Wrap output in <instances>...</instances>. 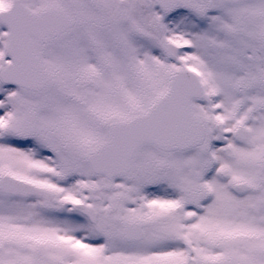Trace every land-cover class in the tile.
I'll list each match as a JSON object with an SVG mask.
<instances>
[{
  "label": "snow or ice",
  "instance_id": "snow-or-ice-1",
  "mask_svg": "<svg viewBox=\"0 0 264 264\" xmlns=\"http://www.w3.org/2000/svg\"><path fill=\"white\" fill-rule=\"evenodd\" d=\"M0 264H264V0H0Z\"/></svg>",
  "mask_w": 264,
  "mask_h": 264
}]
</instances>
